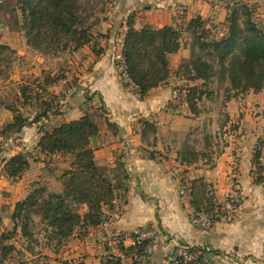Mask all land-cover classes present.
Here are the masks:
<instances>
[{
    "label": "crops",
    "instance_id": "0c3cea01",
    "mask_svg": "<svg viewBox=\"0 0 264 264\" xmlns=\"http://www.w3.org/2000/svg\"><path fill=\"white\" fill-rule=\"evenodd\" d=\"M15 4L16 0H0V42L12 47L15 44L14 48H17L14 39L20 34L25 35L24 31L11 28L5 19L10 16L9 6L12 5L13 9ZM178 4L186 5L187 11L179 12ZM212 5L206 0H112L97 23L98 34L103 35L97 44L78 49L83 53L78 63L75 58L70 61L72 71L59 81L48 84L44 82V75L55 76L56 66L41 52L34 50L39 54L32 55L27 44L19 48L20 53L26 55V60L33 58L35 68L32 71L42 87H36L31 102L25 104L21 87L24 83L30 84L19 79V105L16 107L4 99L6 94L3 92L10 86L0 90L1 233L13 226L11 215L16 203L39 183L44 181L49 185L50 179L55 178L58 192L61 190V182L57 179L59 173L54 175L47 171L43 174L47 155L37 148L43 131L62 122L79 119L103 106L106 113L99 117L100 133L91 139L90 145L94 149L96 163L118 187L113 205L103 207L102 223L90 227L84 236L75 234L66 241L65 250L71 258L69 264H100L111 254L109 247L103 248L107 239L131 232L136 227L156 231L148 246L149 264H169L168 255L181 244L202 249L216 264H264V187L255 182L247 142L228 140L221 153L215 156L213 167L204 161L182 164L177 156L181 146L171 151L173 144L162 139L163 132L177 121L168 109L171 102L179 101L171 87L173 82L159 85L141 97L138 90L126 88L114 66L113 53L119 39L125 37L127 19L136 29L145 25L177 27L180 23L188 24L197 16L206 20L216 13L214 9L217 6ZM185 57H188V49L182 51L181 47L170 56L171 69L177 68ZM0 82L10 81L0 78ZM45 102L50 104V108L40 120L24 126L20 132L7 137L2 135L4 126L14 118V108L33 120L39 112L45 111ZM144 121L152 122L155 130H145ZM108 122L115 126H108ZM19 152H31L34 158L21 177L11 178L4 171L5 160ZM201 176L213 184L221 202L231 187L232 177H236L244 199L231 221H219L210 229L192 224L190 217L195 209L191 200L183 198L179 190L182 184L191 187L192 181ZM122 201L126 207L118 210ZM134 243L128 237L125 245Z\"/></svg>",
    "mask_w": 264,
    "mask_h": 264
},
{
    "label": "trees",
    "instance_id": "16d2710c",
    "mask_svg": "<svg viewBox=\"0 0 264 264\" xmlns=\"http://www.w3.org/2000/svg\"><path fill=\"white\" fill-rule=\"evenodd\" d=\"M16 4L22 14V28L28 45L41 53L68 49L70 46L78 50L92 43L96 45L97 37L103 36L95 35L92 28L85 25V17L81 13L82 0H16ZM206 21L201 16L189 20L187 27L193 34L192 52L175 71L177 76L192 81L203 80L201 85L187 88L186 102L193 113H197V104L202 96L213 91L209 89L212 80L226 83L227 97L230 91L239 88L264 89V28L252 19L247 6L231 8L226 17L227 29L219 38H210L211 31ZM181 47L182 32L177 27L165 25L154 28L145 25L136 29L127 19L123 52L130 76L141 97L168 80L172 74L170 56ZM11 50L9 45L0 42V63ZM60 79L62 77L44 75L45 84ZM30 88V85L21 87L25 104L34 97ZM43 105L45 111L39 112L33 120L14 108V118L4 126L2 135L7 137L20 132L24 126L40 120L50 108L48 102ZM95 111L97 113L87 112L79 119L62 122L43 131L37 143L39 151L47 156H70L72 160L57 175L62 184L60 192L49 190L46 185L39 183L23 200L16 203L11 215L13 226L0 234V264H5L7 256L16 249L13 244L5 243L6 240L19 234L29 242L38 241L35 215L46 223L51 230L49 236L58 242L67 241L75 234L84 236L90 227L102 223L103 207L113 205L118 185L98 166L90 145L91 139L100 133L99 117L106 113L103 106ZM108 126L113 127L115 124L108 122ZM144 126L145 130H155L150 121H144ZM211 147L197 150L184 144L178 149L177 156L182 164L193 165L204 161L213 167L214 155L222 150L213 152ZM32 158L31 152H19L5 160L4 171L11 178H19L30 168ZM253 158H259V151L256 150ZM255 180L258 182V178ZM189 190L191 204L196 211L212 214L221 209L222 202L217 199L213 184L203 176L195 178ZM150 244L151 239L135 241L129 246L122 241L119 248L135 262ZM197 249L204 253L202 249ZM100 264L126 263L120 256L109 254Z\"/></svg>",
    "mask_w": 264,
    "mask_h": 264
},
{
    "label": "rangeland",
    "instance_id": "374dc122",
    "mask_svg": "<svg viewBox=\"0 0 264 264\" xmlns=\"http://www.w3.org/2000/svg\"><path fill=\"white\" fill-rule=\"evenodd\" d=\"M111 2L112 0H82L83 8L81 13L85 17V25L90 26L95 35L98 34L97 23L99 22V18L104 15L106 9L110 7ZM206 2L213 4L212 7L217 6L214 9L216 13L211 14L206 19L207 26L209 25L211 31L210 38H219L226 31L227 23L224 20H226L231 8L239 5H246L251 12L252 19L259 27L264 28V0H206ZM15 6V11H13L14 8L12 9V5L9 6L8 11L10 9V16L5 19L6 21L8 20L11 28L23 30L25 34V30L22 28V14L21 17L18 16L20 9L17 4ZM177 28L182 32V51L188 49V57L185 58H189L192 52L191 43L193 34L185 23L178 24ZM100 37H97V40ZM14 42L18 49L14 48L15 44L13 45L14 47L10 46L12 50L5 54L6 59L0 63V78H5V80L10 81L6 83L0 82V90L2 91L6 85L10 86L8 89L5 88V92H3L6 94L4 99H6V103H12L11 105L16 107L19 105L17 98L19 96L17 93L20 86L17 85L19 79L29 83L30 90L33 93L36 91V87L40 89L42 86L37 82L38 78L36 77V73L32 71L35 68L33 58H31V61H28L24 58L26 55H23L19 51L20 47L26 46L25 44L28 45L26 43L27 36L20 34L14 39ZM92 45L94 44L92 43ZM28 47L30 46L28 45ZM28 49L32 55L36 56L39 54L31 47ZM74 51L77 52L74 53ZM81 51L73 50L72 46H70L68 49H58L50 53L42 54L48 57L51 63L56 66L54 77L63 78L66 77L67 72L73 69V64L70 61L74 58L77 63L80 61V55L83 53ZM185 58L181 59L179 66ZM178 67L171 69L172 74L162 84H168L172 81L171 87L176 91V99L179 100L178 103L171 102L168 105L170 115L174 117L173 119H177V121L172 123L173 126L171 127L165 124L169 129L163 132L162 139L165 140L164 142H171L173 144L171 151L187 144L197 150L206 149L212 145L211 149L215 152L217 149L223 150V146L228 140L234 142L245 140L248 146L247 150H249V153L251 152L252 156V172L254 178H258V182L256 180L255 182L264 187V89L256 91L253 88H239V90L230 91V96L227 97L228 91L226 89V83L222 84L218 79L212 80L209 83V89H213V91L207 92L202 96L197 104V113H193L186 102L187 88L196 84L201 85L203 80L192 81L183 76H177L175 71ZM30 112L33 114L31 110ZM91 112L97 113L95 110ZM170 123L171 121H169ZM1 143L0 141V151L2 150ZM218 145L219 147H216ZM256 150L259 151V158L254 160L253 157ZM71 160L72 158L70 156H46L45 162L47 166L44 168L43 174L47 171H51L54 175L60 174L66 165L69 166ZM56 166L57 172L54 168ZM54 175L53 177H55ZM43 184L49 190H59L55 178L50 179L49 185L44 181ZM34 220L35 234L38 241L29 242L19 234L6 240L5 243L13 244L16 249L7 256L5 264H19L24 262L32 264H69L71 258L65 250L68 245V243L66 244V240L58 242L57 239L50 237V228L40 220L39 216L35 215ZM103 248H108V245H104ZM72 262L75 261L72 260ZM131 262H133V259H131Z\"/></svg>",
    "mask_w": 264,
    "mask_h": 264
},
{
    "label": "built area",
    "instance_id": "2783aa9c",
    "mask_svg": "<svg viewBox=\"0 0 264 264\" xmlns=\"http://www.w3.org/2000/svg\"><path fill=\"white\" fill-rule=\"evenodd\" d=\"M176 7L181 13H185L187 11V7L184 4H178ZM123 42L124 38L119 39V44L114 50V66L126 88L129 90H137L138 87L130 76L128 70V65L123 52ZM179 192L183 198L189 201L191 200L189 186L182 184L180 186ZM243 199L244 198L242 190L239 186V182L236 177H232L231 187L226 193L225 200L222 201L221 209L218 212L212 214L194 210L191 213V222L193 225L201 229H210L219 221L229 222L234 218L235 214L240 209ZM125 207V201H122L118 210L125 209ZM155 234L156 231L153 229L136 227L131 232L108 238L107 245L111 251V254L120 256L124 263L149 264V247L145 249L144 254L136 258V262H131V258L126 257L120 250L119 244L122 241L125 243L128 237L132 238L134 241H142L145 239H152ZM168 262L169 264H216L204 253L200 252L195 246L184 244L177 245L175 250H173L168 255Z\"/></svg>",
    "mask_w": 264,
    "mask_h": 264
}]
</instances>
